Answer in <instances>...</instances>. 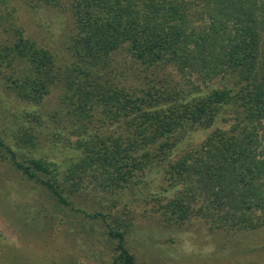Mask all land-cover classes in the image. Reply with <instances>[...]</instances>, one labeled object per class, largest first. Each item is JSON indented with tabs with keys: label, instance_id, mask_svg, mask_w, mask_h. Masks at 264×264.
Masks as SVG:
<instances>
[{
	"label": "trees",
	"instance_id": "trees-1",
	"mask_svg": "<svg viewBox=\"0 0 264 264\" xmlns=\"http://www.w3.org/2000/svg\"><path fill=\"white\" fill-rule=\"evenodd\" d=\"M16 1L0 13V164L47 214L100 226L112 264H139L142 217L264 228V0ZM22 5L68 14L66 57L25 34Z\"/></svg>",
	"mask_w": 264,
	"mask_h": 264
},
{
	"label": "rangeland",
	"instance_id": "rangeland-1",
	"mask_svg": "<svg viewBox=\"0 0 264 264\" xmlns=\"http://www.w3.org/2000/svg\"><path fill=\"white\" fill-rule=\"evenodd\" d=\"M15 3L0 0V13L6 6L11 10ZM48 11L22 5L14 16L28 37L66 57L68 14L54 8ZM2 39L0 31V42ZM203 137L199 133L195 141ZM44 201L33 183L9 165L0 164V264H112L100 226L89 237L90 228L82 227L70 211L69 217L62 214L54 219L47 214ZM127 240L139 264H264V228L228 234L210 232L198 220L177 229L142 217Z\"/></svg>",
	"mask_w": 264,
	"mask_h": 264
}]
</instances>
